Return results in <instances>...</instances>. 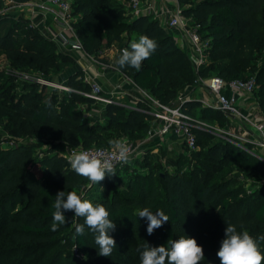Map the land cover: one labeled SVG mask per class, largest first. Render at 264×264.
<instances>
[{
  "label": "trees",
  "instance_id": "1",
  "mask_svg": "<svg viewBox=\"0 0 264 264\" xmlns=\"http://www.w3.org/2000/svg\"><path fill=\"white\" fill-rule=\"evenodd\" d=\"M176 1L181 13L190 16L199 25L200 35L209 40L206 61L198 72L224 79L253 76L254 95L264 120V66L253 56L264 49V33L254 23V14L264 11V0ZM70 11L83 50L98 58L103 45L126 47L123 32H134L137 39L140 35L155 39L158 47L139 71L120 68L117 53L113 63L159 102L172 101L185 82L194 78L186 49L152 15L130 17L117 0H71ZM14 15L2 11L0 0V53L12 67L48 77L47 73H62L65 63L74 61L29 25L27 18ZM127 48L130 50V45ZM100 59L108 60L105 56ZM2 77L6 79L0 83V116L17 136L31 138L48 132L50 138L69 146L110 147V139L128 135L134 141L144 137L148 129V115L116 103L102 105L103 122L95 117L87 121L76 104L90 103L91 98L70 92L58 100L56 92L49 94L35 82L21 81L24 90L7 94L15 84L12 77L0 72V80ZM68 84L88 88L81 80ZM184 106L185 111L205 120L226 121L220 111L200 106L195 100ZM194 133L198 148L169 160L171 171L154 174L143 158L142 170L131 164L116 166L115 176H106L91 186L60 155L35 158L30 142L0 145V264H140L145 242L162 246L183 235L194 238L203 248L200 264H220L216 252L226 224L236 225L238 231L243 225L253 238L264 236V162L230 141L218 138L205 142L212 137L205 130L194 129ZM201 141L206 144L199 146ZM236 174L262 180L247 191L243 183H235ZM78 188L86 190L84 199L102 204L116 224L109 233L116 242L109 257L98 255L95 233L87 226L83 235L75 233V225L84 224V218L72 211L64 213L65 225L55 232L50 229L56 193ZM144 208L153 213L163 211L169 221L148 235L147 221L138 216ZM259 244L264 253V240ZM73 246L79 256L73 254Z\"/></svg>",
  "mask_w": 264,
  "mask_h": 264
},
{
  "label": "built area",
  "instance_id": "2",
  "mask_svg": "<svg viewBox=\"0 0 264 264\" xmlns=\"http://www.w3.org/2000/svg\"><path fill=\"white\" fill-rule=\"evenodd\" d=\"M2 11L13 8H24L28 12L29 25L36 27L45 37L53 41L56 48L68 53L77 62L86 61V66L81 67V81L87 85V90L77 93L83 94L93 100L106 103H116L114 98L130 96L134 101L126 106L129 109L140 111L157 122L156 126L146 131V137L141 141H127L133 149V158L137 157L142 150V144L147 137L172 138L179 140L185 147V154L196 148L194 129L212 132L227 138L235 145L248 151L245 145H257L264 150V120L261 116L258 100L254 95L256 84L254 77L224 79L216 74L201 75L199 68L206 61V48L209 46L208 38H204L198 31V24L193 22L190 16L181 13V7L176 0L168 6H157L152 0H128V14L134 17L141 14H150L164 27L173 30L177 43L186 48L187 56L194 72L193 80L200 87L196 96L190 98L182 93L169 103L159 102L148 90L135 85L131 78L121 71L112 61H103L101 57H95L86 53L72 25L75 17L71 14L70 3L67 0H1ZM173 34V35H174ZM125 46L119 47L116 52L120 55ZM90 64L98 66L91 70ZM106 70L117 72L119 78L112 86L103 90L99 78ZM9 74L13 79L35 82L37 84L51 85L64 90L69 89L57 81L44 78L39 72L10 69ZM195 100L200 106L216 109L225 117L222 124L209 121L192 115L185 111V102ZM143 103L144 106H141ZM172 136V137H171ZM226 136V137H225ZM25 138V137H24ZM31 140V138H25ZM241 140V142H239ZM243 144V145H242ZM62 157L68 163L73 151L102 152L105 156L110 155L114 149L112 146H64ZM253 154V153H252ZM254 155V154H253ZM264 161V158H262ZM115 167L121 166L114 162ZM75 256H79L75 246L72 247Z\"/></svg>",
  "mask_w": 264,
  "mask_h": 264
},
{
  "label": "clouds",
  "instance_id": "3",
  "mask_svg": "<svg viewBox=\"0 0 264 264\" xmlns=\"http://www.w3.org/2000/svg\"><path fill=\"white\" fill-rule=\"evenodd\" d=\"M158 47L157 42L147 35H140L138 41H133L128 48L122 49L116 61L120 68L125 66L140 70L142 62L149 59ZM109 145L114 151L105 156L102 152L73 151L69 157L72 170L79 176L90 181V185L97 184L116 175L114 162L128 165L133 158V149L124 139H110ZM102 189V188H101ZM103 190V189H102ZM51 231H57L59 226L66 224L64 215L67 211L74 212L76 217H83L84 224L75 225L77 235L84 234L87 226L95 233V244L98 245V255L109 257L116 248L114 238L109 234L114 231L116 224L109 218V212L102 204H93L82 199L76 192L58 191L53 204ZM138 216L147 221V234L152 235L155 229L162 227L169 221L163 211L153 213L148 208L139 211ZM224 238L216 252L220 264H264V253L260 250L259 241L264 236L253 238L249 231L241 225V230L231 223L226 224ZM204 260L203 248L194 238L186 235L173 240L166 245L150 246L145 242L140 253V264H200Z\"/></svg>",
  "mask_w": 264,
  "mask_h": 264
},
{
  "label": "rangeland",
  "instance_id": "4",
  "mask_svg": "<svg viewBox=\"0 0 264 264\" xmlns=\"http://www.w3.org/2000/svg\"><path fill=\"white\" fill-rule=\"evenodd\" d=\"M67 1L69 3L71 2V0H67ZM117 2L122 6L124 11L128 12V0H117ZM166 2H169L170 4H172V0H167ZM9 11L15 14L14 15L15 18H17V17L18 18H27V17H25L26 16L25 14L27 12L24 8H17L16 7V8L10 9ZM4 12H7V11H4ZM254 23H255L256 29L261 30L264 33V11L260 10L258 13L254 14ZM168 31L170 33H173V34L175 33L173 30H171L169 28H168ZM173 36H175V34ZM123 39L127 42L126 48L128 45H131V43L133 41H138L137 35L134 32H132L128 35H126L123 32ZM180 47H182L183 49L185 48L183 45H181ZM110 49L113 50V53L111 56L108 55V52H110ZM101 50L102 51H101V54H99V57L105 56L107 59H109V61H112V62L114 61L113 59L117 53L116 52L117 46L115 44L113 45V43H111L106 47H104V45H103ZM253 56L255 58L254 60L257 62L258 65L264 66V49L261 51L254 52ZM77 66H78L77 61H75V60L70 61V62L65 63V66H64L62 73L55 74V75L47 73L49 75L48 77L42 75V76H44V78H48L50 80L57 81V83H59L61 85H66L69 87V89L64 90L62 88H57L55 86L43 84L42 86L45 88V91H47L49 94L51 92H56L58 95V97H57L58 100L61 99V97L67 93H70V92L77 93L76 90L84 91L82 89H77L75 87H72L71 85L68 84V82H71L73 80H75V81L81 80L82 72L77 69ZM10 69L17 70L15 67H12L9 64V61L4 57L3 53H0V72L4 73L6 76L12 77L9 74ZM186 71H188V70H186ZM77 72H79V74H78V76H75ZM210 74H212V73H210ZM5 79L6 78L2 77L0 80V83L3 84L5 82ZM21 81H23V80L13 79V82L15 85L13 88H10L9 90H7V94H10V92L18 93V92L24 90L25 89L24 85H23L24 83H22ZM105 85H106L105 86L106 89L103 87V90H107L110 88L108 84L105 83ZM199 90H200V87H198L196 82L193 80V78H191L190 80H187L185 82L183 90L180 91L179 93H177L176 96L179 94L185 93L190 98H193L196 96V92H199ZM78 94L81 96H84L83 94H80V93H78ZM176 96L174 98H176ZM84 97H86V96H84ZM114 100L117 102H121V103L125 104L122 106H124L126 108H128L126 106L127 104H131L134 101L128 95L123 96L121 98H114ZM76 105H77L79 112L84 116V118L87 121H91V118L95 117L100 122H103V116L101 114V108H102V105H104L103 103L98 102L96 100H93L90 103H88V102H77ZM140 105L144 106L143 103H140ZM195 110L197 112V109H195ZM194 114H196V113H194ZM194 116H196V115H194ZM261 116H262V113H261ZM5 124H6V120L0 116V145L1 146H10V145H14L17 143L30 142L33 145L32 151H33V156L35 158L44 156L46 154H52V153H55L57 155L62 156V153L65 150L64 149L65 143L62 140L50 138L48 132H43V133L37 135L36 137H32V139L29 140V139H25L24 137H20V136L13 134L11 132V130H9V128H7L5 126ZM147 124H148V128L153 129L156 126L157 122L155 120H153L150 116H148ZM108 132H111V131H108ZM108 132L106 134H108ZM205 132L209 133L212 136V137H209L208 139H206L205 142H212L214 140H218V138L229 141L227 138H224L220 135H216V134L209 132V131H205ZM106 136H108V135H106ZM144 137H146V133H145ZM144 137H142V138H144ZM121 138H125L127 141H132V140H130L131 138L128 135L120 136V137H117L115 139H121ZM141 139H136L134 141H141ZM239 142H241V140H239ZM205 144L206 143L201 141L199 143V146H202ZM236 146H238V145H236ZM238 147L242 148L240 146H238ZM244 147H246L248 149L247 152H249L251 154L253 153L257 158H259L261 161H263L262 158H264V150H261L260 147H258L257 145H245ZM196 148H198V144L196 145ZM182 152H185V147L179 140H175L173 138H164V137L157 138L155 136L154 137H147L143 141L141 152L139 153V155L137 157L132 158V161L130 164L135 165L136 167H138V169L142 170L139 167H143L142 162H143V158H144L148 161V164H149L148 166L150 168H152V171L154 174H157L158 172H160V173L166 172V170L171 171L172 166L168 163L169 160H171L172 158L177 156L178 153H182ZM235 178H236L235 183H243V186L247 191H250L252 188L256 187L260 183V181L262 180V178L260 179L259 177H245V176L240 175V174H236ZM85 191L86 190L81 189V188L73 190V192H76L78 195H80L82 199L85 198Z\"/></svg>",
  "mask_w": 264,
  "mask_h": 264
},
{
  "label": "crops",
  "instance_id": "5",
  "mask_svg": "<svg viewBox=\"0 0 264 264\" xmlns=\"http://www.w3.org/2000/svg\"><path fill=\"white\" fill-rule=\"evenodd\" d=\"M154 1V3L157 5V6H168V2H166L167 0H152ZM27 12V11H26ZM26 16L25 17H28V12L25 14ZM113 53V50L110 49V52H108V55L111 56ZM78 66H77V69L81 71V67L83 66H86L87 62L84 60L82 62H77ZM96 66V65H95ZM94 65L90 64L89 68L91 70H94V69H97L98 66L95 67ZM93 68V69H92ZM119 76L117 74V72L115 71H112V70H106L102 76L99 78V83L101 85V87H104L105 88V83L109 85V87L112 86V84L118 80ZM108 87V88H109ZM106 89V88H105ZM172 137V136H171ZM173 138V137H172Z\"/></svg>",
  "mask_w": 264,
  "mask_h": 264
}]
</instances>
